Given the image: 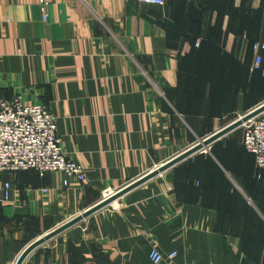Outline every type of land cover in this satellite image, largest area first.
Instances as JSON below:
<instances>
[{"label": "crops", "instance_id": "0c3cea01", "mask_svg": "<svg viewBox=\"0 0 264 264\" xmlns=\"http://www.w3.org/2000/svg\"><path fill=\"white\" fill-rule=\"evenodd\" d=\"M45 1L0 0V94L47 104L87 180L66 188L60 173L0 174V264H16L105 190L264 102L262 76L251 70L253 44L264 43V0ZM226 138L38 247L24 264H151L154 247L176 251L172 264H264V183L255 191L254 156L247 173L239 141ZM251 193L261 201L249 203L257 222L235 211Z\"/></svg>", "mask_w": 264, "mask_h": 264}, {"label": "built area", "instance_id": "2783aa9c", "mask_svg": "<svg viewBox=\"0 0 264 264\" xmlns=\"http://www.w3.org/2000/svg\"><path fill=\"white\" fill-rule=\"evenodd\" d=\"M140 1L155 7L165 5V0ZM41 4L47 5L45 0H41ZM46 17L47 14L44 15ZM253 51L256 57L251 70L261 71L264 77V43H255ZM243 127V148L254 156L256 170L264 171V113ZM25 171H34L41 178L61 173L65 177L63 185L66 188L72 183L83 184L87 180L84 165L74 155L65 152L58 133L57 119L47 104H28L20 96L8 100L0 94V174ZM130 184L105 190L101 202L115 196ZM11 190V184L6 183L3 189L6 200L11 197ZM149 257L151 264H172L177 252L165 255L154 247Z\"/></svg>", "mask_w": 264, "mask_h": 264}, {"label": "water", "instance_id": "95a60500", "mask_svg": "<svg viewBox=\"0 0 264 264\" xmlns=\"http://www.w3.org/2000/svg\"><path fill=\"white\" fill-rule=\"evenodd\" d=\"M264 113V103L259 105L258 107L254 108L247 114L240 116L235 121L231 122L224 128L220 129L219 131L209 135L206 138H200L198 139L197 143L194 144L192 147L187 149L186 151L180 153L179 155L175 156L174 158L170 159L166 163H164L161 167L158 169L151 171L144 177H141L137 179L136 181L132 182L130 185H128L125 189L121 190L119 193H117L115 196L111 197L110 199L103 201L101 203L96 204L95 206L91 207L78 217L74 218L73 220L65 223L64 225L58 227L54 231L50 232L49 234L45 235L44 237L36 240L33 242L25 251L20 255L18 261L16 264H24L27 257L38 247L44 245L48 241L52 240L53 238L57 237L61 233L67 231L68 229L72 228L73 226L81 223L86 218L92 216L96 212L104 209L105 207L109 206L116 200H119L121 197H123L128 192L132 191L133 189L141 186L142 184L146 183L147 181L159 176L160 174L164 173L165 171L169 170L170 168L176 166L177 164H180L184 160L192 157L193 155L199 153L202 150H210V146L220 140L221 138L225 137L232 131L240 128L245 123L249 122L250 120L260 116Z\"/></svg>", "mask_w": 264, "mask_h": 264}, {"label": "rangeland", "instance_id": "374dc122", "mask_svg": "<svg viewBox=\"0 0 264 264\" xmlns=\"http://www.w3.org/2000/svg\"><path fill=\"white\" fill-rule=\"evenodd\" d=\"M255 44V43H254ZM253 44V45H254ZM264 103V102H263ZM262 103V104H263ZM253 110V109H252ZM251 110H247V111H245L243 114H240V116H243V115H245V114H247L248 112H250ZM262 115V114H261ZM240 116H237L235 119H234V121L236 120V119H238ZM244 127H243V125L240 127V128H238V129H236V130H234V131H232L231 133H229L228 135H226L225 137H223V138H221V139H223V140H225L226 141V137H230V138H233V137H235V139H237V141H239V146H241V147H243V134H244ZM219 131V130H218ZM217 132V131H216ZM209 136V135H208ZM208 136H205V137H200V138H206V137H208ZM220 139V140H221ZM219 141V140H218ZM196 143H197V141H195ZM196 143H193L192 145H190L189 147H187V149H189L190 147H192L194 144H196ZM187 149H185L184 151H186ZM183 151V152H184ZM212 151V147L210 146V150H202V151H200L199 153H197V154H195V155H193L192 157H190V158H188V159H186V160H184L183 161V163L186 161V162H189V163H193V162H195V161H200V159H202V157L203 156H206V155H208L210 152ZM239 158H240V160H241V162H242V164H243V166L244 167H246V172H247V169H248V167L250 166L249 165V161H250V159L244 154V153H241L240 154V156H239ZM182 163V162H181ZM158 168V166H155L153 169H151L150 171H147L144 175H142L141 177H144L145 175H147L148 173H150L151 171H154L155 169H157ZM248 173V172H247ZM61 174V173H60ZM141 177H139V178H141ZM138 178V179H139ZM137 180V179H136ZM135 180V181H136ZM263 180H264V178L263 179H257V177H255V181H257V184L256 185H254V189H255V191H257V192H260V185L259 184H261L262 185V183H263ZM132 182H134V181H132ZM131 182V183H132ZM122 187V186H121ZM120 188V187H119ZM262 190V189H261ZM263 191V190H262ZM103 194V193H102ZM101 201H102V198H101V200L99 201V203H101ZM117 201V200H116ZM115 201V202H116ZM115 202H113L112 204H110L109 206H107V207H110V206H112V205H114L115 204ZM253 205V204H252ZM107 207H105V208H107Z\"/></svg>", "mask_w": 264, "mask_h": 264}, {"label": "trees", "instance_id": "16d2710c", "mask_svg": "<svg viewBox=\"0 0 264 264\" xmlns=\"http://www.w3.org/2000/svg\"><path fill=\"white\" fill-rule=\"evenodd\" d=\"M263 64H264V59H263ZM253 73H257V74H261L262 76V73L261 71H253ZM262 80L264 81V77L262 76ZM242 152L246 155V156H249V153L246 152V150L242 147ZM255 166V165H254ZM254 171H255V177H257V179H263L264 178V171H258L256 170V168H254ZM254 184H257V181H255V178L253 177L252 179H250ZM263 183H264V180H263ZM252 188V187H251ZM254 189H252L253 191ZM238 195V194H236ZM242 201V200H241ZM245 202V203H244ZM260 199H257L255 197V195L253 193L250 194V196H248V201L245 200L243 201V203L245 204L242 205L240 203H235V211L237 213V215H242V213H245V217L246 218H250L253 222H257L258 219H259V216L257 213L254 212V210L249 207L250 204H254V205H258L260 203ZM250 203V204H249ZM247 206V207H246Z\"/></svg>", "mask_w": 264, "mask_h": 264}, {"label": "bare ground", "instance_id": "6f19581e", "mask_svg": "<svg viewBox=\"0 0 264 264\" xmlns=\"http://www.w3.org/2000/svg\"><path fill=\"white\" fill-rule=\"evenodd\" d=\"M162 165H163V164H162ZM162 165H160L159 167H161ZM159 167H158V168H159ZM158 168H157V169H158ZM155 170H156V169H155Z\"/></svg>", "mask_w": 264, "mask_h": 264}]
</instances>
